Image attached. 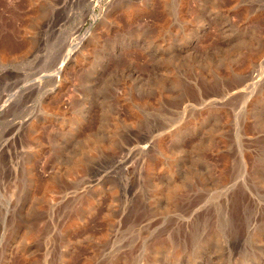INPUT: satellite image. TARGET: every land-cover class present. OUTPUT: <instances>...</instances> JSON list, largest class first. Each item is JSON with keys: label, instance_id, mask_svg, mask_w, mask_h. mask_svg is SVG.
Returning a JSON list of instances; mask_svg holds the SVG:
<instances>
[{"label": "rangeland", "instance_id": "1", "mask_svg": "<svg viewBox=\"0 0 264 264\" xmlns=\"http://www.w3.org/2000/svg\"><path fill=\"white\" fill-rule=\"evenodd\" d=\"M199 263L264 264V0H0V264Z\"/></svg>", "mask_w": 264, "mask_h": 264}, {"label": "bare ground", "instance_id": "2", "mask_svg": "<svg viewBox=\"0 0 264 264\" xmlns=\"http://www.w3.org/2000/svg\"><path fill=\"white\" fill-rule=\"evenodd\" d=\"M259 263V262H258ZM200 264V263H199ZM261 264V263H260Z\"/></svg>", "mask_w": 264, "mask_h": 264}]
</instances>
